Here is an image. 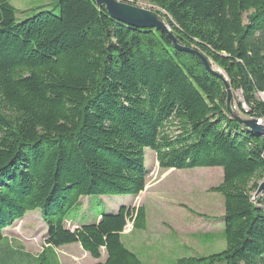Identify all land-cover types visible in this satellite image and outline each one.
I'll list each match as a JSON object with an SVG mask.
<instances>
[{"label": "trees", "instance_id": "obj_1", "mask_svg": "<svg viewBox=\"0 0 264 264\" xmlns=\"http://www.w3.org/2000/svg\"><path fill=\"white\" fill-rule=\"evenodd\" d=\"M147 2L169 32L124 24L93 0L16 22L0 0V242L38 210L46 243H78L95 259L104 248L95 264H143L120 238L128 219L144 229L143 206L73 230L66 221L82 197L142 192L149 148L159 169H222L211 191L223 197L225 248L177 264H264L263 137L229 113L221 79L177 47L206 58L235 111L264 127V0Z\"/></svg>", "mask_w": 264, "mask_h": 264}, {"label": "rangeland", "instance_id": "obj_2", "mask_svg": "<svg viewBox=\"0 0 264 264\" xmlns=\"http://www.w3.org/2000/svg\"><path fill=\"white\" fill-rule=\"evenodd\" d=\"M127 1L144 8L152 7L147 0ZM9 2L12 6L17 8L16 22H20L32 16L39 10L46 9L58 13V0H9ZM233 97L236 102L241 101L240 92H234ZM232 104H234V100H232ZM237 114L240 115L239 113ZM241 117L245 118L244 116ZM144 158L148 174L145 189L143 193L139 195V198L135 199L134 195L90 196L85 198L87 206L88 204L90 205L89 210L96 211L99 209V211L106 210L117 212L121 205H144L150 211L151 218L154 219L155 215L165 213L166 211L164 210L187 209L190 212L188 218H184L180 215L178 219L181 221H183V219L190 220L191 224L195 226L193 229L196 230V234H193L192 232L195 231L191 229L192 234L189 235L190 240L188 242L195 247L189 246L185 249H181V257H203L223 250L225 248V240L220 230L221 225L218 222L211 221L220 218L223 212L222 195L211 191L212 187L217 186L221 182V168H172L170 171L173 173L169 172L162 176V174L169 169L158 168L154 152L151 149H144ZM73 212V214H79L81 211L79 208H76ZM128 224H130L129 221L127 222V225ZM34 227L35 232H33V238L37 237L41 230V227L36 222H34ZM200 228L211 234L201 237L202 230ZM177 231L183 243L185 241V229H178ZM193 237L196 238V241H193ZM121 238L124 242V235H122ZM6 241L7 243H11L10 239ZM42 248L43 240L40 237L30 242L28 250L33 251ZM44 256L50 261L46 262L47 259L42 256L36 264H57L54 260H51L47 254H44ZM7 264L11 263L8 262Z\"/></svg>", "mask_w": 264, "mask_h": 264}, {"label": "crops", "instance_id": "obj_3", "mask_svg": "<svg viewBox=\"0 0 264 264\" xmlns=\"http://www.w3.org/2000/svg\"><path fill=\"white\" fill-rule=\"evenodd\" d=\"M17 9V8H16ZM169 169L164 172H171ZM222 171V169H221ZM173 173V172H171ZM222 174V172H221ZM161 176V177H162ZM222 180V178H221ZM215 187V186H214ZM147 188V187H146ZM144 191V190H143ZM140 192L135 199L139 198ZM86 197L80 199L79 214L71 216V219L66 221L70 223L73 230L76 227L84 223H91L96 221L102 212L106 211H90V205L85 202ZM102 203V202H101ZM103 204V203H102ZM125 206L139 207L143 206L145 210V227L144 229H137L133 227V219H128L130 224L126 225L120 234V238L124 235V246L133 252L143 264H177V261L181 258V249H185L189 246L195 247L189 244L190 234H196V230L193 228L190 220L183 219L181 221L178 216L182 215L184 218H188L190 212L187 209H169L164 210L165 213L155 215L154 219L150 216V211L144 205L134 206V204H125ZM118 208V207H117ZM158 212V211H157ZM221 217L217 220H211L212 222L220 223V230L223 233L224 224ZM34 222L38 223L41 227L39 235L33 238V232H35ZM185 229V241L182 243V239L177 230ZM191 229L195 232L191 233ZM202 236H206L207 233L202 228ZM46 226L42 221L38 210L28 211L24 217L11 226L5 228L2 231V240L0 242V264H36L42 256L47 259L44 254H47L51 260H54L57 264H95L100 261L103 262L106 259V251L104 248L100 249V258L95 259L86 251H84L80 244L71 243L55 247L45 241ZM42 238L43 248L30 251V242ZM7 239H10L11 243H7ZM193 241L196 238L193 237ZM198 245V243H197ZM192 257V256H189ZM50 260L47 259L46 262Z\"/></svg>", "mask_w": 264, "mask_h": 264}, {"label": "water", "instance_id": "obj_4", "mask_svg": "<svg viewBox=\"0 0 264 264\" xmlns=\"http://www.w3.org/2000/svg\"><path fill=\"white\" fill-rule=\"evenodd\" d=\"M97 8L103 7L107 14L124 24L133 26L135 28H150L161 30L164 32H169L166 22L163 16L153 8H144L138 5L129 3L126 0H93ZM169 36L172 38V35L169 33ZM181 50H186L190 53L196 54L201 62L204 64L205 68L210 71L213 75L221 79L223 86L226 91V108L229 113L235 118V120L244 126L245 129L258 134L263 137L264 142V127L262 125L256 124L255 119L242 118L235 111L232 104V95L229 88V83L226 77L219 71L211 68L210 63L204 58L200 53L192 49H186L180 46H177ZM263 155H264V146H263ZM264 191V180L260 182L254 197L258 196Z\"/></svg>", "mask_w": 264, "mask_h": 264}, {"label": "built area", "instance_id": "obj_5", "mask_svg": "<svg viewBox=\"0 0 264 264\" xmlns=\"http://www.w3.org/2000/svg\"><path fill=\"white\" fill-rule=\"evenodd\" d=\"M241 106H245V110H246V105L242 100H241Z\"/></svg>", "mask_w": 264, "mask_h": 264}, {"label": "bare ground", "instance_id": "obj_6", "mask_svg": "<svg viewBox=\"0 0 264 264\" xmlns=\"http://www.w3.org/2000/svg\"><path fill=\"white\" fill-rule=\"evenodd\" d=\"M243 108H245V106H242ZM256 124H260V120H256Z\"/></svg>", "mask_w": 264, "mask_h": 264}]
</instances>
